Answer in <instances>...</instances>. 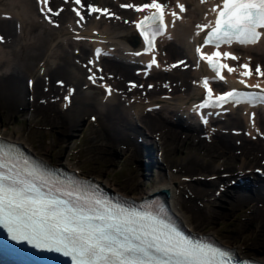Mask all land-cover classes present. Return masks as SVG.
Here are the masks:
<instances>
[{
    "label": "bare ground",
    "instance_id": "obj_1",
    "mask_svg": "<svg viewBox=\"0 0 264 264\" xmlns=\"http://www.w3.org/2000/svg\"><path fill=\"white\" fill-rule=\"evenodd\" d=\"M158 2L167 5L166 29L149 51L135 28L137 20L149 10L136 11V7L122 5L142 6L151 0H80L79 4L75 0H48L47 5L39 0H0L1 114L7 117L27 110L32 120L27 130L5 139L26 151L28 147L39 150L30 139L41 123L38 116L48 115L47 122L41 124H48L50 130L58 127L66 132L83 118L85 110L91 109L89 114L93 112L92 119L96 120L91 124L92 139L102 154L123 149L136 158L151 155L152 149L158 147L171 161L175 152L183 150L189 155L179 162L169 161L166 173L134 198L160 193L184 226L200 231L202 206L209 209L205 220H217L218 214L212 210L216 189L227 186V180L234 177L235 187L247 192L236 193L232 206L252 210L251 220L263 229L264 176L256 169L264 172V104L200 107L203 87L199 81L201 77L215 80L214 93L232 86L264 88V76L255 73L256 66L264 71V34L255 45L234 43L220 47L239 58L222 57L237 71L221 70L225 78L220 80L197 52L207 30L197 26L214 21L216 13L210 9L221 0ZM178 4L185 11L181 12ZM92 7L99 11H91ZM48 8L59 15H53ZM108 11H112L111 17ZM213 51L210 45L202 48L204 54ZM153 57L157 64L149 68ZM243 64L251 67L250 77L240 75ZM106 88H111V95ZM47 143L57 147L63 142L55 138ZM197 152L203 160L196 157ZM71 159L54 164L79 176L92 177L81 174ZM148 166L145 164V168ZM202 178L209 187L199 185ZM131 180L135 186L144 183L136 172ZM99 181L114 188L110 180ZM261 236L256 234L257 239ZM229 246L236 252L240 248Z\"/></svg>",
    "mask_w": 264,
    "mask_h": 264
},
{
    "label": "snow or ice",
    "instance_id": "obj_2",
    "mask_svg": "<svg viewBox=\"0 0 264 264\" xmlns=\"http://www.w3.org/2000/svg\"><path fill=\"white\" fill-rule=\"evenodd\" d=\"M39 2L47 5L48 0ZM75 2L79 4L80 0ZM122 7H136V11L149 10L138 27L142 28L148 50H153L156 36L166 29L164 16L167 5L151 0V3L142 6ZM178 7L181 12L185 11L182 4H178ZM41 11L44 9L41 8ZM48 11L59 15L51 8ZM91 11L99 10L92 7ZM210 11L216 13L214 21L197 26L201 31L208 29L197 52L201 53L200 59L208 63L216 78L224 80L221 70L226 69L231 73L237 69L220 63V58H239L227 51L221 53L218 49L222 45L235 43L247 46L260 41L264 34L261 32L264 29V0H221ZM172 15L179 18L175 12ZM46 19L54 23L51 17L46 16ZM208 45L217 51L204 54L202 48ZM153 64H157L155 57L148 67L151 68ZM240 67L244 69L240 72L241 76L252 75L248 64ZM255 73L264 76L260 66H256ZM89 79L95 83L92 76ZM58 83L63 85L62 81ZM240 83L245 81L241 80ZM202 86L208 91L209 100L200 107L253 102L252 97L242 96L236 90L212 99L207 78ZM106 91L111 95V88H106ZM204 122L207 123L206 120ZM32 177L33 173L20 169L14 156L6 151L5 144L0 143V226L7 229L13 240L62 252L71 257L73 264H226L227 253L192 241L179 232L166 230L149 214L87 197L76 187L49 185L47 181L38 183Z\"/></svg>",
    "mask_w": 264,
    "mask_h": 264
},
{
    "label": "rangeland",
    "instance_id": "obj_3",
    "mask_svg": "<svg viewBox=\"0 0 264 264\" xmlns=\"http://www.w3.org/2000/svg\"><path fill=\"white\" fill-rule=\"evenodd\" d=\"M111 12L112 11H109L108 13ZM111 16L108 15V17ZM4 47L7 48L8 44ZM133 67L137 73H139L138 67H135V65H133ZM25 79L26 75L24 76V80ZM90 111L92 110H85L83 118L76 122L72 130L66 132H63L60 128L58 129V127L50 130L48 124H41L47 122L48 115L38 116L41 123H38L36 126L38 130L30 135V139L39 147V150L33 147L31 149L29 147L25 148L34 155L49 162H54L55 164H61L71 157V160L77 163V167L81 174L96 177L102 182L104 179L110 180L111 183L114 184V188H108L131 194L134 197L142 190L149 189L158 181L161 175L166 173V164L171 161V158L162 155L158 147L152 149L151 155H141L136 158L126 154L123 149H110L105 154L100 153L102 151L101 148L96 145L92 139L91 124L95 123L96 120L94 121V119H92L93 112L89 114ZM1 113L0 110V135L6 139L17 135L18 132L27 130L32 121L30 120L27 110L24 113L11 114L7 117L3 116ZM71 114L74 115L75 111ZM91 121L93 122L91 123ZM45 129L49 131H41ZM55 138L60 139L63 143H60L61 145L57 147H52L47 141ZM201 155L200 152H197L196 157L199 160H203V156ZM188 157V153L181 150L174 153L171 162H179ZM145 164H149V166L145 168ZM134 172L139 174V178L144 181V183L135 186L134 182L131 180ZM201 175L200 177H203V174ZM233 180H235V178L230 177V179L227 180V182H229L227 186L222 185L220 188L216 189V199L213 203L212 210L217 212V220H205L206 216H208L207 211L209 212V209L202 206L200 220L203 222H201L202 224L199 223L200 231L212 234L222 242L235 247V249H237L236 247H240L239 250L237 249V252L241 255H248L264 260V228L259 229L255 222L251 220L252 217H254L251 215L253 212L252 210L247 207L232 206V197L236 193L242 191L247 192L244 189L235 187V183H231ZM199 185L209 187V184L204 181V178H202ZM214 187L215 185L211 186V188ZM225 188H227L226 192L223 191ZM257 233H260V236L263 234L261 239L256 238Z\"/></svg>",
    "mask_w": 264,
    "mask_h": 264
}]
</instances>
